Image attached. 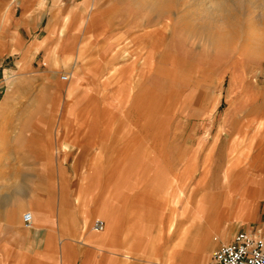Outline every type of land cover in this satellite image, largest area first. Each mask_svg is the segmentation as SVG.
Masks as SVG:
<instances>
[{"label":"rangeland","instance_id":"rangeland-1","mask_svg":"<svg viewBox=\"0 0 264 264\" xmlns=\"http://www.w3.org/2000/svg\"><path fill=\"white\" fill-rule=\"evenodd\" d=\"M48 5L56 8L55 21L47 14L46 24L22 31L25 42L33 40L35 60L0 62V78L7 74L0 98L10 93L9 102L62 104L60 117L88 122V141L63 159L69 197L76 195L78 182L88 185L77 193V203H89L99 181L112 178L122 185L114 192L123 199L113 207L121 210L125 227L131 217L126 209L134 208L138 193L127 191L126 183L148 186L141 196L155 207L135 233L133 249L123 253L136 257L128 264L169 256L207 262L224 236L263 228L264 185L251 190L245 179L255 171L264 177V0H49ZM60 21L63 26L55 30ZM61 32L67 35L64 46ZM43 55L46 63L61 55L67 63L46 66ZM90 60L77 69V62ZM62 74L68 79L60 80ZM69 104L85 111L68 110ZM52 129L57 138L59 128ZM214 159L221 162L218 169ZM235 160L230 173L242 183L211 187L230 199H213L216 214L194 227L178 223L184 208V216H191L205 171L210 167L222 175ZM5 162L0 158V192L6 193L0 203L3 196L9 202L16 184L28 183L27 175L8 170ZM142 205L149 207L147 200ZM158 213L164 224H158ZM2 221L1 229L8 226Z\"/></svg>","mask_w":264,"mask_h":264},{"label":"crops","instance_id":"crops-1","mask_svg":"<svg viewBox=\"0 0 264 264\" xmlns=\"http://www.w3.org/2000/svg\"><path fill=\"white\" fill-rule=\"evenodd\" d=\"M48 3L49 0H0V62L5 60L9 63H16L29 59L28 62L32 63L35 60L37 53H33V40L25 42L22 31L29 32L42 22L44 25L43 18L47 14H53L52 19L56 18L54 17L56 8L49 6ZM56 25L55 30H59L61 25L63 26V21ZM60 34L61 42L64 43L62 46H64L67 35L63 32ZM55 39L53 37L49 42L52 46L55 45ZM105 54L107 53L104 52ZM44 58L43 55L42 63L46 66H50L47 64L49 62L51 66L56 65L57 60L67 63L63 55L56 57L54 62L48 60L46 63ZM91 61L93 60L77 62V69ZM69 65L71 66L70 62ZM71 67L76 69L74 66ZM5 76L7 74L4 70L0 82L5 79ZM9 94L6 93L0 98V158L6 160L8 170H15L18 175H27L28 183L23 186L21 183L15 185L17 189L14 195H8L10 203H3L4 196L1 198L0 225L4 218L8 226L2 229L0 227V264H128L131 258L136 259L129 254L122 256L126 251L130 252L133 249L132 240L136 238L135 233L139 231L141 233L143 218L145 219L151 212L150 209L155 207L152 208L148 196H141L144 191H148V186L139 182L126 183L127 191L135 189L138 193L135 199L137 204L134 208L130 206L126 209L131 217L125 227L121 222V210L116 211L113 207L114 200L123 199L121 195L118 196L115 193L116 190L122 188V185L119 186L112 178V181L108 180V182L99 181L101 186L96 188L89 203L83 204V199L77 203V193L88 185L84 180L78 182L73 188L76 195L69 197V185L65 182L63 175L66 173L63 169V159L68 158V151L79 145L84 146L85 141H88L86 138L88 131L85 130L88 122L83 117L68 118L67 114L60 117L58 112L62 111V104L59 107L57 104L47 103L9 102ZM81 107L77 104L76 106L69 104V108L66 109L73 112L75 110L85 111ZM54 117L57 119L55 120ZM53 127L60 130L57 138ZM64 142L71 144L72 147L65 150L60 149V145ZM54 143L58 144L56 151L52 149ZM220 159H222L221 156ZM213 161L218 169L221 162L218 159ZM235 161L227 166L222 175L213 173L210 167L205 171L198 181L202 187L196 194L197 197H193L191 216H184L186 211L184 208L180 212L178 223L188 221L189 228L194 227L202 223L205 218L216 214L217 204L212 201L213 199L223 201L230 199L231 196L223 191L213 194L211 187L219 184L222 186L235 184L238 180L241 182L240 177L236 179L230 175L232 169L230 166ZM258 174L259 171L250 173V176L245 179L246 183L243 181L248 184L249 188L251 187V190L256 191L263 187ZM65 189L68 191L67 195L63 194ZM106 190H110L111 195L106 194L108 192ZM1 194L6 193L3 191L0 192ZM236 197L239 199L242 195L237 193ZM145 200L149 204L148 208L142 205ZM23 207H26V210H33H29L32 213L31 216L33 215V222L28 227L23 226L21 222L20 209ZM157 216L158 224H164L161 213ZM11 218L12 222H9ZM91 218L102 220L105 224L104 229L96 233L91 232V229L86 230L87 224L85 223ZM186 233L187 231L180 241L181 245ZM233 236H224L219 241L218 247L230 242ZM83 240L87 243L85 244ZM135 249L148 253L147 249L137 247V245ZM132 264H211V256L207 262L200 260L194 263L186 257L177 259L169 256L164 262L147 258Z\"/></svg>","mask_w":264,"mask_h":264},{"label":"built area","instance_id":"built-area-1","mask_svg":"<svg viewBox=\"0 0 264 264\" xmlns=\"http://www.w3.org/2000/svg\"><path fill=\"white\" fill-rule=\"evenodd\" d=\"M68 75H59L60 80H67ZM1 90V83H0ZM23 226L28 227L32 222L29 211L21 213ZM105 224L100 219L92 220L90 228L99 232ZM211 264H264V227L239 230L232 240L220 245L211 254Z\"/></svg>","mask_w":264,"mask_h":264},{"label":"bare ground","instance_id":"bare-ground-1","mask_svg":"<svg viewBox=\"0 0 264 264\" xmlns=\"http://www.w3.org/2000/svg\"><path fill=\"white\" fill-rule=\"evenodd\" d=\"M60 36H61V34H60ZM61 38V37H60ZM66 39V38H65ZM64 39V40H65ZM63 43V42H62ZM64 44V43H63ZM67 79H68V77H67ZM234 165H236V161L233 163V164H231V166H230V168H232ZM231 175V174H230ZM260 178V183L262 184V186L264 185V177H259ZM30 212V211H29ZM30 214H32L31 212H30ZM32 222H33V215H32Z\"/></svg>","mask_w":264,"mask_h":264}]
</instances>
